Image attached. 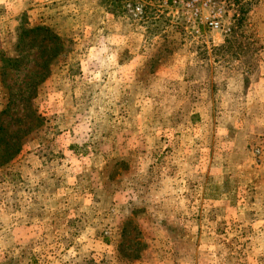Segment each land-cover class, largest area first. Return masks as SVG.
Instances as JSON below:
<instances>
[{
    "label": "rangeland",
    "instance_id": "374dc122",
    "mask_svg": "<svg viewBox=\"0 0 264 264\" xmlns=\"http://www.w3.org/2000/svg\"><path fill=\"white\" fill-rule=\"evenodd\" d=\"M0 264H264V0H0Z\"/></svg>",
    "mask_w": 264,
    "mask_h": 264
},
{
    "label": "trees",
    "instance_id": "16d2710c",
    "mask_svg": "<svg viewBox=\"0 0 264 264\" xmlns=\"http://www.w3.org/2000/svg\"><path fill=\"white\" fill-rule=\"evenodd\" d=\"M27 33L47 34L48 38L53 42V49H52V56L53 57H57L62 52V49H63L62 40L57 35L52 33L48 28L38 26L36 28L29 30ZM46 73H47V70H45V69L36 73L37 77H40V82H41V80L44 79V77L46 76ZM36 85L38 86L39 84L36 83ZM33 86H34V90H35V84ZM31 89H33V88L32 87L28 88V90H31Z\"/></svg>",
    "mask_w": 264,
    "mask_h": 264
},
{
    "label": "built area",
    "instance_id": "2783aa9c",
    "mask_svg": "<svg viewBox=\"0 0 264 264\" xmlns=\"http://www.w3.org/2000/svg\"><path fill=\"white\" fill-rule=\"evenodd\" d=\"M192 6H194V4L192 3ZM193 9V7H192ZM220 10V9H219ZM210 16L206 18L205 23L208 25V27H210L212 30H220L221 29V23L217 18V13L215 10L210 12ZM198 14V10L196 9L195 12H193V15L197 16ZM229 31V28L227 30H225V32Z\"/></svg>",
    "mask_w": 264,
    "mask_h": 264
}]
</instances>
